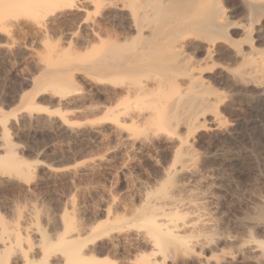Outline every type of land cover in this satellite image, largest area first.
<instances>
[{"label": "bare ground", "instance_id": "bare-ground-1", "mask_svg": "<svg viewBox=\"0 0 264 264\" xmlns=\"http://www.w3.org/2000/svg\"><path fill=\"white\" fill-rule=\"evenodd\" d=\"M228 1L236 6L234 11L228 10ZM69 11L77 13V26H86L87 30L77 42L69 40L63 50L65 56L70 54L75 60L45 69L33 84L35 91L21 95L22 108L40 113L45 110L36 103L41 95L51 93L59 101L77 95L73 78L83 73L95 85L108 88L104 102L99 94L93 108L98 126L111 125L125 140L136 134L146 139L152 136L154 151L161 146L166 149L161 155L158 153L160 157L154 165L153 189L142 194L140 205L130 218H120L118 214L110 220L107 212L105 220L83 237L72 224L63 226L61 233L57 230L59 234L54 237L53 233L38 236L37 231L24 225L25 239L18 224L13 231L0 226V264H121L109 252L118 251L122 244L126 245L127 254L132 250L141 254L130 255L133 257L129 262L126 255L125 264H160L156 257H165L166 252L193 251L197 242L189 247L186 241L194 234L180 235L187 227L176 221L182 222L187 216L178 208L184 201L182 193L176 195L174 190H186L196 183L194 174L199 170L194 173L197 154L191 140L208 130L210 123L215 128L227 127L226 113L235 114L241 101L238 96L234 98V87L246 84L264 93V33L256 30V26H264V0H0V30L9 15H13L14 21L19 17L34 20L46 29V18ZM219 70L228 73L229 80ZM219 85H227L230 92L223 96ZM28 116L30 119L32 114ZM7 121L0 116L4 129ZM5 131L0 136V164L24 176L28 164L12 148ZM208 160L200 161L201 169L210 168L212 160ZM257 202L251 213L245 212L239 221L250 222L261 236L248 231L244 240L239 239L236 252L244 259L237 264H264V200ZM130 227L138 230L132 231ZM210 235L205 234L202 242L212 241L215 236ZM30 237L37 240L36 248L42 245L40 251L34 248V242L29 243V250L22 248L21 240L31 242ZM100 241L103 242L99 244ZM205 243L199 246L201 250ZM146 246L151 248L149 255L143 254Z\"/></svg>", "mask_w": 264, "mask_h": 264}, {"label": "rangeland", "instance_id": "rangeland-1", "mask_svg": "<svg viewBox=\"0 0 264 264\" xmlns=\"http://www.w3.org/2000/svg\"><path fill=\"white\" fill-rule=\"evenodd\" d=\"M226 6L230 11H234L236 7L230 1ZM12 16L4 18L8 22L0 30V116L8 120L5 129L0 125V136L6 130L12 148L16 149L28 166L23 176V173L18 175L0 164L1 228L13 231L18 224L23 238L25 235L22 229L26 225L28 230L37 231L38 236H51L53 233L51 237H54L61 233L63 226L72 224L76 226L74 228L77 233L86 236L91 227L105 220L107 212L110 220L118 214L120 218H130L138 204L140 205L139 199L144 192L153 189L154 165L166 147L161 146L154 151L152 136L146 139L142 135L141 138L139 135L136 137V134L133 140H125L114 132L111 125L98 126L97 113L93 108L99 94L103 95L99 99L104 102L108 88L95 85L83 73L76 74L73 78V88L78 90L77 95L60 101L51 93L41 95L36 103L45 110L40 113L28 112L22 108L19 101L21 95L35 91L33 84L44 75L45 69L49 66L57 68L68 60H75V56H65L63 50L69 40L77 42L87 30L86 26H77L75 11L46 18V29L35 24L34 20L19 17L14 21ZM262 27L256 26V30L264 33V26ZM219 71L222 76H228L223 70ZM227 79L229 80V76ZM219 86L220 92L225 93L223 96L231 90L227 85ZM239 86L240 84L234 87L236 92L234 89L231 92L234 98L238 96L241 100L240 105L236 106L235 114L226 113L227 127L215 128L210 123L208 130L191 140L195 145L192 144L194 154H197L194 173L199 170L194 174L196 183L187 186L186 190L184 187L182 192L174 190L176 195V192L182 193L180 195L184 201L178 204V208H181L183 216H187H184L185 220L182 218V222L176 221L178 225L186 224L187 227L180 231V235L190 237L191 233V236L194 234L193 239L190 237L186 243H190L189 247H193L194 243L196 245V242L197 245L193 247V251H173L177 254L171 251L172 254L166 252L163 255L165 257H156L160 264H237L244 256L236 252L242 237L244 240L248 231L253 236H261L250 222L241 223L239 220L244 218V214L251 213L258 205L257 201L264 200V93L251 85ZM250 106L251 109L248 108L247 112L246 107ZM14 113L15 117L12 116ZM29 113L32 114L30 119ZM12 148L10 147L11 150ZM199 158L212 160L210 168L206 166V170L204 167L201 169L202 159ZM181 196L177 197L182 200ZM180 204L186 208L180 207ZM134 228L131 230L137 229ZM195 228L197 231L193 230ZM205 234L215 237L205 243L202 242ZM30 240L31 242L21 240L20 245L24 250H29L28 247L33 242L37 251L42 249V245L35 247L37 240H32V237ZM202 243L205 245L201 250L199 246ZM124 248L126 245H120L118 251H110L109 256H116L113 259L125 264L133 257L130 255H141L133 252L136 250L128 255ZM142 250L144 255L151 252V248L147 246ZM126 255L129 257L128 262L124 259Z\"/></svg>", "mask_w": 264, "mask_h": 264}]
</instances>
